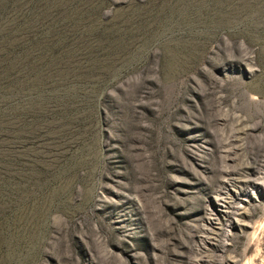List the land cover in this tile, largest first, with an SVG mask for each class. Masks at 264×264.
Segmentation results:
<instances>
[{
    "label": "rangeland",
    "instance_id": "1",
    "mask_svg": "<svg viewBox=\"0 0 264 264\" xmlns=\"http://www.w3.org/2000/svg\"><path fill=\"white\" fill-rule=\"evenodd\" d=\"M0 264H264V0H0Z\"/></svg>",
    "mask_w": 264,
    "mask_h": 264
}]
</instances>
